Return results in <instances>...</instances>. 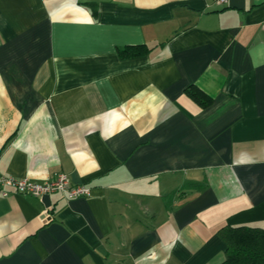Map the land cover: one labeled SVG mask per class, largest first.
Instances as JSON below:
<instances>
[{
	"label": "crops",
	"instance_id": "crops-1",
	"mask_svg": "<svg viewBox=\"0 0 264 264\" xmlns=\"http://www.w3.org/2000/svg\"><path fill=\"white\" fill-rule=\"evenodd\" d=\"M57 173L90 195L1 196L0 264H220L264 228V0H0V174Z\"/></svg>",
	"mask_w": 264,
	"mask_h": 264
},
{
	"label": "trees",
	"instance_id": "trees-1",
	"mask_svg": "<svg viewBox=\"0 0 264 264\" xmlns=\"http://www.w3.org/2000/svg\"><path fill=\"white\" fill-rule=\"evenodd\" d=\"M143 52L145 49L142 47H124L118 51L123 57ZM197 92L201 96L197 93L194 96L200 104L208 105L210 97L201 91ZM203 96H207L206 100ZM220 234L226 243L225 257L220 264H264V228L247 225L227 226L220 229Z\"/></svg>",
	"mask_w": 264,
	"mask_h": 264
},
{
	"label": "built area",
	"instance_id": "built-area-1",
	"mask_svg": "<svg viewBox=\"0 0 264 264\" xmlns=\"http://www.w3.org/2000/svg\"><path fill=\"white\" fill-rule=\"evenodd\" d=\"M11 190L38 198L51 192H59L67 199L90 195L89 187L83 184L70 183L69 178L64 173H57L42 182L0 174V197L8 195Z\"/></svg>",
	"mask_w": 264,
	"mask_h": 264
}]
</instances>
